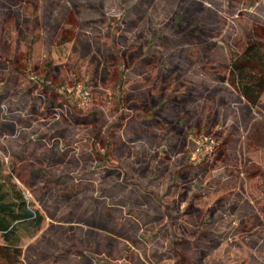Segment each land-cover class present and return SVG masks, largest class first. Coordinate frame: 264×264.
Masks as SVG:
<instances>
[{
  "label": "rangeland",
  "instance_id": "obj_1",
  "mask_svg": "<svg viewBox=\"0 0 264 264\" xmlns=\"http://www.w3.org/2000/svg\"><path fill=\"white\" fill-rule=\"evenodd\" d=\"M255 40L264 0H0L17 264H264V97L228 80Z\"/></svg>",
  "mask_w": 264,
  "mask_h": 264
},
{
  "label": "trees",
  "instance_id": "obj_2",
  "mask_svg": "<svg viewBox=\"0 0 264 264\" xmlns=\"http://www.w3.org/2000/svg\"><path fill=\"white\" fill-rule=\"evenodd\" d=\"M228 80L251 107H258L264 97V42H248L234 55L228 67ZM42 217L25 200L8 202L0 195V264H17L20 257V230L29 224L38 230Z\"/></svg>",
  "mask_w": 264,
  "mask_h": 264
}]
</instances>
